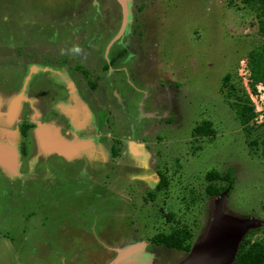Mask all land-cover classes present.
<instances>
[{"label":"rangeland","instance_id":"1","mask_svg":"<svg viewBox=\"0 0 264 264\" xmlns=\"http://www.w3.org/2000/svg\"><path fill=\"white\" fill-rule=\"evenodd\" d=\"M124 7L123 17L117 0H0V146L12 150L0 173V264H112L140 243L129 264H180L189 250L150 238L184 227L190 247L201 243L218 204L224 218L246 221L241 240L264 241V85L251 93L248 69L249 53L264 48L255 12L240 0ZM226 74L253 108L248 133L229 106L235 97L225 96ZM79 100L92 114L97 131L87 136L97 137L100 161L51 160L43 178L17 180L45 155L31 122L52 119V104L71 114ZM27 121L30 132L11 143L5 131ZM203 121L213 137L194 135ZM230 170V193L208 197L204 175ZM161 178L165 189L154 191Z\"/></svg>","mask_w":264,"mask_h":264},{"label":"trees","instance_id":"2","mask_svg":"<svg viewBox=\"0 0 264 264\" xmlns=\"http://www.w3.org/2000/svg\"><path fill=\"white\" fill-rule=\"evenodd\" d=\"M242 4L246 5L249 9L255 12V17L258 19L257 31L260 36L264 37V0H240ZM263 53H249V79L251 93H255L254 86L258 83L264 85V48ZM229 76L226 74L222 78V85H226ZM227 86V85H226ZM226 97L234 96V87L228 85ZM235 101L229 104L230 108L234 111L236 119L243 126L244 131L249 132L251 126L248 123L254 118L253 108L247 98V96L242 93L241 96H234ZM32 128L29 123L20 124V133L23 137L26 136L28 131ZM193 133L195 136H214V131L211 128V124L207 121H203L193 128ZM255 142H251L253 145ZM120 143L118 142V145ZM262 151L264 152V140L261 141ZM110 148L112 156H116L118 149ZM230 171H227L223 175H219L215 171H209L204 175V179L209 183L205 187V194L208 197L217 196L221 192L227 190V194L230 193L232 183V178L230 176ZM218 182H223L219 184ZM166 180L161 178L156 184L154 191H160L165 189ZM153 193H149V198H153ZM264 209V204H262ZM171 215L167 214L166 219L170 218ZM256 230L248 232L251 235ZM190 233L184 227L179 229L171 230L168 233H157L150 238V243L154 246H161L165 249H172L175 251H180L183 253L188 252L190 248L189 244ZM230 264H264V241L255 240L250 241L249 238H243L238 244L234 259Z\"/></svg>","mask_w":264,"mask_h":264},{"label":"water","instance_id":"3","mask_svg":"<svg viewBox=\"0 0 264 264\" xmlns=\"http://www.w3.org/2000/svg\"><path fill=\"white\" fill-rule=\"evenodd\" d=\"M117 2H119L122 7V15L124 17L126 12V8L124 7L125 0H117ZM120 33L121 30H119L116 38ZM47 128H49L47 125H42L40 123L35 124V128L32 132L37 140L38 146H36L39 147L44 154L53 152L65 156L68 144H66L63 139H60L56 132L50 136L48 134L49 131L47 132ZM41 135L44 136V142L45 138L47 139L49 136L51 137L50 140L47 139L45 142L48 144V147L52 146L51 149L40 148V142H43V140L40 139ZM2 150H4V148L0 146V156L3 152ZM0 165H2V167L4 165L1 159ZM226 191L227 190L220 195V198L223 197ZM216 210V213L212 216L213 222L208 232V236L201 243L192 245L180 264H230L232 262L243 235L242 227L246 224V221L240 222L224 218L219 210V204L216 205ZM142 246H144V243L130 245L123 250L117 251V257L112 264H129L130 261L128 260V257L137 254Z\"/></svg>","mask_w":264,"mask_h":264},{"label":"crops","instance_id":"4","mask_svg":"<svg viewBox=\"0 0 264 264\" xmlns=\"http://www.w3.org/2000/svg\"><path fill=\"white\" fill-rule=\"evenodd\" d=\"M79 101L81 102V104L78 103L79 106L85 110H82L81 108L79 109V107H76V109L73 108L71 114H67L66 106H63L62 104H61V106H59L57 104H52L51 107H54L55 112H56V113H54V112L49 111V112L53 113L52 119H50L49 121H46V122H42V121L31 122V124L35 125L36 123H40L42 125L49 126V128H47V132L49 131L48 134L50 136H52V134L54 132H56L58 137H60V139H63L66 142V144H68V146L66 148L67 150L65 152V156L59 155V154H56L53 152H50L48 154H54L57 157L64 160L66 163L81 162V161H84V159H85L86 163L90 164V166H91L92 164H94V163L96 164L100 161V158L98 156V149H97V147H98V140H96L97 137L95 135H93V137L87 136V135H91L93 133V131L96 130V127H94V123L92 122V114H91L90 110L87 108L88 106L83 101H81V100H79ZM9 107H10V110H12L15 106H13V108L11 106H9ZM82 111L87 112V115L89 117L88 119L85 120L84 116L83 117L81 116V113H82V115H85ZM14 114H15V112L8 114V116L6 115V118H7L6 120L9 121L11 119V117H13ZM16 117H18V115H16ZM74 119H75V121H73ZM27 123H30V122L27 121ZM18 129H20V124H18L15 131L13 129H9V130L5 131L6 133L4 132L7 135V137L9 138L8 140L11 141V143H12V139L14 137L15 138L18 137V133H19ZM28 132H30V130ZM2 134H3V132L0 131V135H2ZM30 134H31L30 137L32 138L31 140H33L35 145L38 146L34 133L30 132ZM50 136L47 138L48 140L51 139ZM47 139H46V141H47ZM43 142H42V144H43V147L45 149H47V148L51 149L52 148V146L48 147L47 145H45V142L44 143ZM137 145L139 146V144H136L135 146H137ZM2 151L3 152L1 153V156H0L1 161L3 163L5 162L6 167H11L12 166V155H11L12 150L10 149V147L7 146ZM48 154H45V155L47 156ZM104 157L109 158V152L108 153L106 152L105 156H102L101 161H106V158H104ZM139 168H142V167H139ZM4 172L5 171L2 167V165H0V173L5 177L6 175ZM147 173L146 174L145 173L140 174V176H138L139 179L147 181L150 178H156L157 177L155 174H150V176H148ZM18 175H19V173H18Z\"/></svg>","mask_w":264,"mask_h":264},{"label":"flooded vegetation","instance_id":"5","mask_svg":"<svg viewBox=\"0 0 264 264\" xmlns=\"http://www.w3.org/2000/svg\"><path fill=\"white\" fill-rule=\"evenodd\" d=\"M18 99V98H17ZM17 99H13L12 100V106L11 107H13V106H15V107H17V103H18V101H17ZM8 106V105H7ZM7 106H6V108H7ZM14 109V108H13ZM7 110V109H6ZM10 110V107H9V109H8V111ZM49 111H51V112H54V113H56L55 112V109H54V107H51V108H49ZM15 112V111H14ZM19 132H20V130H19ZM42 144V143H41ZM40 148H41V146H40ZM28 159V158H27ZM57 159H59L60 160V162L61 163H63L64 165L65 164H67L64 160H62L61 158H59V157H57L56 155H54V154H48L47 156L46 155H41L40 157H39V159H34V161L32 162V164L30 165V167H29V172H26V175H24V174H20V176L18 175L16 178H17V180H19V181H21V182H26L27 180H30V181H33V180H35L36 179V177L39 175L41 178H43V173H44V171H46L47 172V170H46V167H47V165H48V162L49 161H51V160H54L55 161V165H58V162L56 161ZM29 161V160H28ZM28 161L26 160V163L28 164ZM53 161V162H54ZM77 163V162H76ZM82 165H86V166H88L89 167V165L86 163V161H81L80 162ZM40 165V166H39ZM29 166V165H28ZM40 167H42V169H40ZM36 169H38L41 173H42V171H43V173L41 174V173H39V174H37L36 173ZM46 172H45V174H46ZM45 176V175H44ZM156 186V185H155ZM151 259V258H150Z\"/></svg>","mask_w":264,"mask_h":264},{"label":"bare ground","instance_id":"6","mask_svg":"<svg viewBox=\"0 0 264 264\" xmlns=\"http://www.w3.org/2000/svg\"><path fill=\"white\" fill-rule=\"evenodd\" d=\"M45 145H47L46 143H45ZM48 146V145H47ZM11 156V155H10ZM9 157V156H8ZM10 161V160H9ZM4 164H5V162H4Z\"/></svg>","mask_w":264,"mask_h":264}]
</instances>
